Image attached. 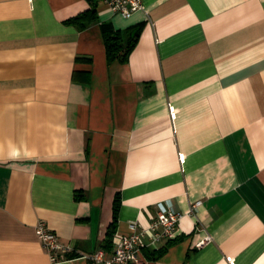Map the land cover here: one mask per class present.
<instances>
[{
	"label": "crops",
	"instance_id": "0c3cea01",
	"mask_svg": "<svg viewBox=\"0 0 264 264\" xmlns=\"http://www.w3.org/2000/svg\"><path fill=\"white\" fill-rule=\"evenodd\" d=\"M141 3L0 0V264H53L38 220L92 264L159 204L183 216L146 264H264V0ZM101 27L136 33L123 61Z\"/></svg>",
	"mask_w": 264,
	"mask_h": 264
},
{
	"label": "built area",
	"instance_id": "2783aa9c",
	"mask_svg": "<svg viewBox=\"0 0 264 264\" xmlns=\"http://www.w3.org/2000/svg\"><path fill=\"white\" fill-rule=\"evenodd\" d=\"M112 13H119L128 18L133 13L143 10L141 0H99ZM200 202L191 204L188 214L195 212ZM181 212H172L162 204L158 205L156 216L150 221L148 227L140 228L130 225L128 234L117 236L113 250L107 253L97 250L90 255L83 256L92 264H146L142 250L154 249L156 244L162 241L173 240L176 227L182 218ZM35 235L43 249L49 256L51 263L63 260L65 254L71 251V247L61 243L57 236L49 230L43 220H38L35 227ZM209 236L197 244L201 247L208 242Z\"/></svg>",
	"mask_w": 264,
	"mask_h": 264
},
{
	"label": "trees",
	"instance_id": "16d2710c",
	"mask_svg": "<svg viewBox=\"0 0 264 264\" xmlns=\"http://www.w3.org/2000/svg\"><path fill=\"white\" fill-rule=\"evenodd\" d=\"M95 19L93 9L79 14L77 17L72 18L69 22L77 24L79 28L85 27L86 23H90ZM85 21V22H84ZM101 33L105 44L106 57L108 61H123L127 53L133 47L136 41V33L133 32L128 38L126 43L122 42L121 36L117 32H112L105 27H101ZM119 206L118 198H115L113 207V224L116 222V212Z\"/></svg>",
	"mask_w": 264,
	"mask_h": 264
}]
</instances>
